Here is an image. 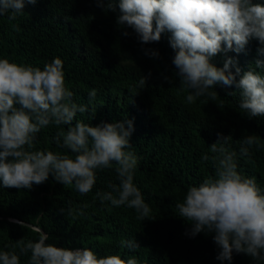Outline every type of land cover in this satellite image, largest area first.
<instances>
[{"label": "clouds", "instance_id": "obj_1", "mask_svg": "<svg viewBox=\"0 0 264 264\" xmlns=\"http://www.w3.org/2000/svg\"><path fill=\"white\" fill-rule=\"evenodd\" d=\"M263 2L95 0L97 7L116 14L115 22L122 26V35L128 36L131 29L135 42L148 48L133 59L143 75L138 81L139 89L168 80L171 83L170 77L174 76L177 88L172 93L188 104L200 102L206 116L220 112L215 103L221 93H227L233 100L237 98L236 111L242 110L248 119L264 116ZM25 3L35 5L37 0H0V17L15 21L24 13ZM253 39L259 47L251 42ZM242 50V71L231 57L221 62L230 51L236 55ZM256 52L261 58L255 60ZM246 55L260 71L252 70L254 64H246ZM73 95L65 86L59 57L43 69L0 58V186L31 190L51 175L83 196L94 188L98 170L115 165L119 184L109 183L111 191H97L95 197L101 205L109 202L113 207L126 206L135 210L137 219H148L151 208L134 184L138 160L129 150L133 121H101L95 126L78 121L77 113L89 108L74 103ZM96 96L97 89H92L89 104ZM49 126H66L52 141L74 154V158L36 149L37 134ZM217 136L208 146L210 154L202 156L213 163L215 175L190 186L183 202L175 207L179 217L191 225L188 235L213 234L218 249L215 258L221 264H231L233 253L264 264V188L255 176H245L238 169V155L250 157L252 147L264 148V144L253 133L243 136L238 154L230 147L231 136ZM68 205L60 211L67 212L73 220L85 214L86 204L73 207L69 201ZM13 222L27 227L22 221ZM47 241V234L40 231L35 242L21 239L15 245H5L12 250H0V264H21V256L29 257L27 264H138L135 257L125 260L120 255L99 256L89 247H58ZM121 246L131 251L139 248L134 239L122 240Z\"/></svg>", "mask_w": 264, "mask_h": 264}, {"label": "trees", "instance_id": "obj_2", "mask_svg": "<svg viewBox=\"0 0 264 264\" xmlns=\"http://www.w3.org/2000/svg\"><path fill=\"white\" fill-rule=\"evenodd\" d=\"M23 12L11 22L7 16L0 17V58L43 69L59 57L65 86L74 94L73 102L89 108L77 113L76 120L92 126L101 121H133L129 150L138 160L134 184L151 213L148 220L141 221L134 209L113 207L109 202L101 205L95 193L111 191L109 183L119 184L115 165L98 170L94 188L83 196L51 175L31 190L0 186V250L11 251L5 245H15L21 239L35 242L43 231L48 236L47 243L58 247H89L99 256L120 255L125 260L135 257L138 264H221L215 258L218 249L213 234L188 235L191 225L179 217L175 205L183 202L190 186L215 175L213 163L202 156L210 154L208 146L218 139L217 134L231 136L230 147L239 154L243 136L253 133L264 144V116L248 119L242 110L236 111L237 98L233 100L227 93L219 95L220 104L215 103L220 112L206 116L200 102L188 104L172 93L177 88L174 76L170 77L171 83L168 80L139 89L138 81L143 75L133 59L148 48L135 42L131 29L128 36L122 35V26L115 22L116 14L103 11L95 0H37L35 5L25 3ZM251 42L259 47L256 40ZM245 47L247 53L250 44ZM243 51L236 55L230 51L221 62L231 57L242 71L239 59ZM258 58L261 57L256 52L255 60ZM245 60L248 65L254 64L249 55ZM252 70L260 71L255 64ZM92 89H97V96L89 104ZM65 127L42 129L37 134L36 149L74 158V154L52 141ZM255 149H250V157L238 155V169L245 176H255L264 188V149ZM69 201L73 207L86 204L85 214L73 220L67 212L62 213L60 209H67ZM13 221H22L27 227L21 228ZM128 239L139 241V248L131 251L122 247L121 241ZM28 258L21 256V264H27ZM231 264L256 262L245 254L233 253Z\"/></svg>", "mask_w": 264, "mask_h": 264}, {"label": "bare ground", "instance_id": "obj_3", "mask_svg": "<svg viewBox=\"0 0 264 264\" xmlns=\"http://www.w3.org/2000/svg\"><path fill=\"white\" fill-rule=\"evenodd\" d=\"M136 92V91H135ZM134 92V93H135ZM117 93V92H116ZM113 96V95H112ZM143 96V95H142ZM111 98V97H110ZM139 99V98H138ZM133 100V99H132ZM118 102V101H117ZM145 104V103H144ZM197 104V103H196ZM193 105V104H192ZM100 107V106H99ZM122 108V107H121ZM153 108V107H152ZM192 108V107H191ZM115 109H117V108H115ZM193 109V108H192ZM195 111V110H194ZM148 112V111H147ZM139 114V113H138ZM120 118V117H119ZM112 119V118H111ZM138 119V118H137ZM158 119V118H157ZM109 120V119H108ZM141 120V119H140ZM97 121H99L98 119H97ZM141 122V121H140ZM225 133V132H224ZM236 138H237V136H236ZM263 141V140H262ZM157 142V141H156ZM257 149V148H256ZM255 149V150H256ZM264 149V148H263ZM263 154V153H262ZM254 155V154H253ZM245 159V158H244ZM257 159V158H256ZM255 159V160H256ZM151 192V191H150ZM152 193V192H151ZM155 194V193H154ZM107 208V207H106ZM113 211V210H112ZM114 213V212H113ZM148 220V219H147ZM151 222V221H150ZM119 223V222H118ZM137 225V224H136ZM150 226V225H149ZM155 229V228H154ZM134 231V230H133ZM17 235V234H16ZM146 235V234H145ZM18 236V235H17ZM159 237V236H158ZM142 238V237H141ZM136 241V240H135ZM176 241V240H175ZM137 242H139V241H137ZM112 248V247H111ZM124 252V251H123Z\"/></svg>", "mask_w": 264, "mask_h": 264}]
</instances>
